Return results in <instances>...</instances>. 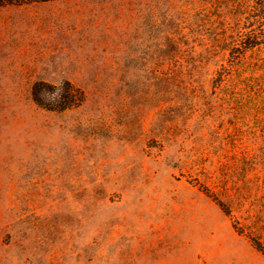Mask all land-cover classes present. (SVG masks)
<instances>
[{"label": "rangeland", "instance_id": "obj_1", "mask_svg": "<svg viewBox=\"0 0 264 264\" xmlns=\"http://www.w3.org/2000/svg\"><path fill=\"white\" fill-rule=\"evenodd\" d=\"M233 1L0 9V264H264V112L196 96ZM63 81L80 106L33 103Z\"/></svg>", "mask_w": 264, "mask_h": 264}, {"label": "trees", "instance_id": "obj_2", "mask_svg": "<svg viewBox=\"0 0 264 264\" xmlns=\"http://www.w3.org/2000/svg\"><path fill=\"white\" fill-rule=\"evenodd\" d=\"M55 1L60 0H0V9ZM231 8L232 19L227 25L220 22L215 32L216 36L222 37L226 65L220 66L212 75V92L204 91L202 82H198L200 91L196 96L202 101L204 122L215 115L217 96L226 98L231 90L245 96L249 105L261 106L264 112V0H234ZM85 97L84 92L69 81L57 85L36 82L31 88L33 103L49 112L60 113L76 108ZM235 97L238 93L234 94ZM254 248L259 250L260 247L256 245Z\"/></svg>", "mask_w": 264, "mask_h": 264}]
</instances>
